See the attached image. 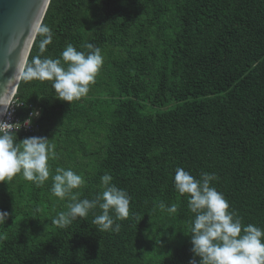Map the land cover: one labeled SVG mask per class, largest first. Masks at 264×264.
I'll return each mask as SVG.
<instances>
[{"label":"trees","instance_id":"obj_1","mask_svg":"<svg viewBox=\"0 0 264 264\" xmlns=\"http://www.w3.org/2000/svg\"><path fill=\"white\" fill-rule=\"evenodd\" d=\"M41 27L52 42L41 53L39 31L26 67L89 43L103 65L71 104L52 81L22 78L17 117H40L17 143L46 137L55 156L40 187L19 173L0 182V264H189L195 214L177 167L214 173L242 226L264 229V0H51ZM58 167L83 177L78 200L95 199L105 174L128 193V217L109 212L119 232L93 223L98 206L52 224L72 202L51 194Z\"/></svg>","mask_w":264,"mask_h":264},{"label":"clouds","instance_id":"obj_2","mask_svg":"<svg viewBox=\"0 0 264 264\" xmlns=\"http://www.w3.org/2000/svg\"><path fill=\"white\" fill-rule=\"evenodd\" d=\"M39 31L44 36L40 41V52L43 53L52 42V34L48 27H41ZM84 47L90 51H78L69 44L59 58L41 59L36 56L20 75L26 81H52L57 99L71 104L87 95L89 85L95 82L103 65L101 49L90 43ZM0 112L6 114L8 110L3 106ZM39 113L33 111L22 123L10 124L0 120V182L10 181L18 173L37 187L48 180V161L55 156L54 145L49 143L48 138L40 136L26 137L17 143L16 132L13 131L30 126ZM55 173L51 194L60 199L71 195L72 202L68 203L66 212L62 211L53 218L52 224L64 228L98 206L102 213L95 216L93 223L100 231L119 232L120 225L113 227L114 219L109 212H114L116 219L127 218L130 197L125 190L112 183L111 175L101 177L103 191L95 199L78 200L79 193H73V189L81 187L83 177L71 168L58 167ZM216 179L214 173L204 172L197 179L182 167L175 169L174 187L181 195L188 194V207L195 214L190 241L193 259L189 264H264V229L253 224L242 226L235 212L228 210L229 203L223 194L211 186L210 182ZM167 211L175 213L177 209L172 205ZM8 218L7 211H0V224Z\"/></svg>","mask_w":264,"mask_h":264},{"label":"water","instance_id":"obj_3","mask_svg":"<svg viewBox=\"0 0 264 264\" xmlns=\"http://www.w3.org/2000/svg\"><path fill=\"white\" fill-rule=\"evenodd\" d=\"M51 0H0V109L7 110ZM3 105V106H2ZM5 113L0 112V120Z\"/></svg>","mask_w":264,"mask_h":264},{"label":"built area","instance_id":"obj_4","mask_svg":"<svg viewBox=\"0 0 264 264\" xmlns=\"http://www.w3.org/2000/svg\"><path fill=\"white\" fill-rule=\"evenodd\" d=\"M18 106H19L18 101L13 99L10 102L9 106H8V109H7L8 112L4 115L2 120L6 121L7 123H10V124L22 123L23 121L20 120L17 117V108H18ZM39 117H40V113H39ZM39 117L38 118H33L32 123H31L30 126H23L20 129H14L13 131L24 130L26 132H33L34 130L37 129L36 122L39 119ZM16 127L19 128L20 126L16 125Z\"/></svg>","mask_w":264,"mask_h":264}]
</instances>
